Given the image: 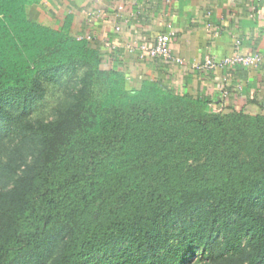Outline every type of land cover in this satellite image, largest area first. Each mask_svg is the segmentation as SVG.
Listing matches in <instances>:
<instances>
[{
  "label": "trees",
  "instance_id": "obj_1",
  "mask_svg": "<svg viewBox=\"0 0 264 264\" xmlns=\"http://www.w3.org/2000/svg\"><path fill=\"white\" fill-rule=\"evenodd\" d=\"M39 2L0 0V126L83 74L67 111L30 124V158L0 161V264H264V110L133 84L72 15L31 18Z\"/></svg>",
  "mask_w": 264,
  "mask_h": 264
},
{
  "label": "crops",
  "instance_id": "obj_2",
  "mask_svg": "<svg viewBox=\"0 0 264 264\" xmlns=\"http://www.w3.org/2000/svg\"><path fill=\"white\" fill-rule=\"evenodd\" d=\"M40 0L29 16L53 25L72 15L70 34L91 36L112 67L133 84L161 80L180 94L205 98L216 106L264 110V62L246 67L197 71L191 63L207 55L218 59L238 50L264 53V0ZM171 33L173 51L187 67L163 59H141L138 45ZM226 79V80H225ZM225 85L230 89L223 94Z\"/></svg>",
  "mask_w": 264,
  "mask_h": 264
},
{
  "label": "rangeland",
  "instance_id": "obj_3",
  "mask_svg": "<svg viewBox=\"0 0 264 264\" xmlns=\"http://www.w3.org/2000/svg\"><path fill=\"white\" fill-rule=\"evenodd\" d=\"M83 70L77 75H63L53 81L45 83L44 97L35 102L31 109L25 111L17 107L11 108V122L0 126V161L10 156H21L29 159L38 147V137L30 128V124L37 121L57 119L61 113L67 111L74 101L79 89V79ZM98 97L105 93V86L100 83L94 87ZM1 124V122H0ZM14 179L0 180V187L13 184Z\"/></svg>",
  "mask_w": 264,
  "mask_h": 264
},
{
  "label": "built area",
  "instance_id": "obj_4",
  "mask_svg": "<svg viewBox=\"0 0 264 264\" xmlns=\"http://www.w3.org/2000/svg\"><path fill=\"white\" fill-rule=\"evenodd\" d=\"M253 9L259 7V0L253 4ZM92 40L91 36L87 37ZM138 50L140 52L141 59H163L166 63L173 62L181 67H187L189 64L182 56L177 55L172 48V36L171 33H161L156 36L154 42H142L138 45ZM264 62V53L254 52L251 55H243L240 51L235 50L231 52L228 56L218 59L215 56L207 55L205 58L199 62H192V68H195L197 71L203 72L204 70H211L217 68H231L234 65L242 64L246 67L252 65H258ZM226 80V79H225ZM230 89L225 85L223 93L228 95ZM219 110V108L217 109Z\"/></svg>",
  "mask_w": 264,
  "mask_h": 264
}]
</instances>
